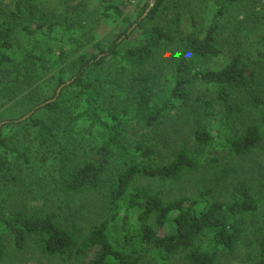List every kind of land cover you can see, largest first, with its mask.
Returning <instances> with one entry per match:
<instances>
[{
	"label": "trees",
	"instance_id": "obj_1",
	"mask_svg": "<svg viewBox=\"0 0 264 264\" xmlns=\"http://www.w3.org/2000/svg\"><path fill=\"white\" fill-rule=\"evenodd\" d=\"M171 8L174 15L169 18ZM111 9L129 25L118 39L131 37L136 25L142 29V39L124 54L119 52L117 39L107 49L99 46L100 52L92 57L82 56L71 79L77 88L68 99L70 104L59 93L43 98L32 90L39 66L45 69L47 58L25 46L19 33L53 39L58 26L71 28L72 23L46 12L26 22L22 2L0 18V102L24 97L28 107L27 114L0 121V190L24 181V170L14 158L28 161L5 138L3 128L11 123L29 124L40 145L57 148L58 191L105 190L113 213L84 233L76 226L71 230L62 226L53 209L8 211L5 202H0V262L7 254L6 236H10L17 252L33 245L62 264H141L145 256L158 264H171L181 255L187 264H219L224 254L233 255L255 230V264H264V174L256 195L247 180L234 176L228 163L229 158L250 155L264 145V97L253 89L256 72L239 53L220 68L202 73L195 70L200 56L220 54L217 16L206 31L199 28L182 33L183 12L176 0H156L143 7L134 21L116 6L105 7L104 16H110ZM110 57L121 60L119 77L128 80L129 90L121 87L122 93L114 94V103L104 107L105 116L101 109L105 91L87 76L92 67L104 65ZM161 64L168 69L164 85L169 95L154 104L150 81L159 76L156 72ZM198 80L206 82L229 116L239 117L247 111L260 114L229 133L221 129L215 133L207 124L198 123L193 148H181L171 160L161 162L151 132L162 129L173 110L191 105ZM60 83H64L62 78ZM80 100L85 103L83 110ZM203 104L206 108L211 102L204 100ZM206 167H220L221 177L234 186L228 202L216 198L213 185L173 199L138 185L143 179L179 183Z\"/></svg>",
	"mask_w": 264,
	"mask_h": 264
},
{
	"label": "rangeland",
	"instance_id": "obj_2",
	"mask_svg": "<svg viewBox=\"0 0 264 264\" xmlns=\"http://www.w3.org/2000/svg\"><path fill=\"white\" fill-rule=\"evenodd\" d=\"M154 1L0 0V18L13 9L16 2H22L27 13L26 22L34 21L40 12H46L57 14L62 19L67 18L72 23L71 28L58 26L53 39L30 37L24 31L19 33L25 46L36 49L47 58L46 68L42 69V66H39L41 70L32 90L43 98L54 96L59 92V95L68 101L77 88L72 84L71 79L79 70L80 58L96 55L100 52L99 46L107 49L129 27L116 15L114 9L110 10V16H104L105 7H119L134 21L141 9ZM176 1L180 3L183 12L182 33L199 28L206 31L216 16L220 25V32L217 34L220 54L200 56L196 60L195 70L202 73L220 68L233 54L239 53L243 61L257 74V80L253 85L254 91L264 97V0ZM168 4L172 5L171 2ZM172 8L167 12L169 18L174 15ZM132 30L134 34L131 37L124 36L118 39L120 44L118 49L121 54L142 39L141 28L136 25ZM120 65L119 58L110 57L104 65L92 67L87 76L105 91L101 106L105 116L107 114L104 107L110 108V105L114 103V94L122 93L121 87H125L126 91L129 90L128 80L122 75L119 77ZM156 75L159 76L150 81V87L154 95L153 103L159 104L161 99L169 95L168 88L164 85L165 78L169 77L165 64H161ZM60 78L64 80L63 84L60 83ZM215 95L204 80H198L193 87L191 105L173 110L165 126L159 131L151 132L158 148L159 161L171 160L173 154L181 148L191 150L194 145V129L198 123L207 124L215 133L220 129L222 133H229L239 130L260 114V111L256 113L247 111L239 117H231ZM198 97L201 101L196 100ZM204 100L210 101L211 105L205 108ZM68 103L70 104L69 101ZM72 103L75 104V102ZM25 104L24 97L0 102V121L17 119L27 114L28 107ZM79 105L80 110L85 108L83 100L79 101ZM23 119H27V115ZM3 135L28 158V161L14 158L24 170V181L9 189L7 187L0 190V202H5L8 211L19 208L31 210L35 207L53 209L58 214L62 226L70 230L76 226L84 233L91 226L111 218L113 213L108 205L105 190L81 194H62L58 191L55 183L59 153L57 148L40 145L36 140L33 127L29 124L11 123L4 126ZM2 150L0 146V151ZM228 163L234 169V173L236 172L234 176L237 179L247 180L253 192L259 195L264 174V145L259 146L250 155L229 158ZM221 170L220 167L214 169L206 167L179 183H162L154 179H143L138 182V185L150 186L166 199L193 195L200 188L213 185L216 198L228 202L233 198L235 190L227 179L221 177ZM115 233L119 236L117 229ZM6 244L7 254L0 264H62L58 259L43 254L33 245L25 252H17L10 236H6ZM257 252L258 233L253 230L244 238L236 252L233 255L224 254L219 264H255ZM141 264L158 263L150 256H145ZM171 264H187V262L184 255H181Z\"/></svg>",
	"mask_w": 264,
	"mask_h": 264
},
{
	"label": "water",
	"instance_id": "obj_3",
	"mask_svg": "<svg viewBox=\"0 0 264 264\" xmlns=\"http://www.w3.org/2000/svg\"><path fill=\"white\" fill-rule=\"evenodd\" d=\"M155 1H156V0H155ZM155 1H154V2H155ZM153 4H154V3H152V5H153ZM58 93H59V92H58Z\"/></svg>",
	"mask_w": 264,
	"mask_h": 264
}]
</instances>
